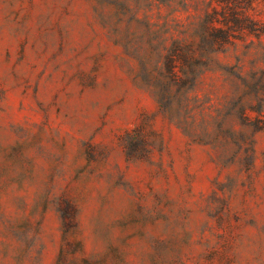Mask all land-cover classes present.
I'll return each mask as SVG.
<instances>
[{
  "label": "rangeland",
  "instance_id": "rangeland-1",
  "mask_svg": "<svg viewBox=\"0 0 264 264\" xmlns=\"http://www.w3.org/2000/svg\"><path fill=\"white\" fill-rule=\"evenodd\" d=\"M0 264H264V0H0Z\"/></svg>",
  "mask_w": 264,
  "mask_h": 264
}]
</instances>
